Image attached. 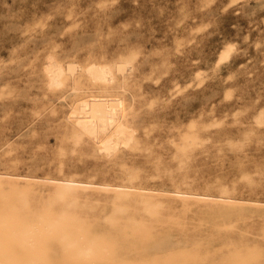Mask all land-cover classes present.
Wrapping results in <instances>:
<instances>
[{
	"label": "rangeland",
	"instance_id": "obj_1",
	"mask_svg": "<svg viewBox=\"0 0 264 264\" xmlns=\"http://www.w3.org/2000/svg\"><path fill=\"white\" fill-rule=\"evenodd\" d=\"M61 189L49 264H264V0H0V207Z\"/></svg>",
	"mask_w": 264,
	"mask_h": 264
},
{
	"label": "clouds",
	"instance_id": "obj_2",
	"mask_svg": "<svg viewBox=\"0 0 264 264\" xmlns=\"http://www.w3.org/2000/svg\"><path fill=\"white\" fill-rule=\"evenodd\" d=\"M74 208L67 189L57 190L38 207L27 201L0 207V248L21 249L26 254L23 264H49V244L74 250L78 227Z\"/></svg>",
	"mask_w": 264,
	"mask_h": 264
},
{
	"label": "bare ground",
	"instance_id": "obj_3",
	"mask_svg": "<svg viewBox=\"0 0 264 264\" xmlns=\"http://www.w3.org/2000/svg\"><path fill=\"white\" fill-rule=\"evenodd\" d=\"M72 67V66H71ZM73 68V67H72ZM59 70V69H58ZM52 71V70H51ZM57 72V71H56ZM96 70H95V74H96ZM60 73V72H59ZM62 73V72H61ZM102 73H103V70H102ZM53 74H54V72H53ZM55 74H57V73H55ZM55 74H54V76H55ZM63 74V73H62ZM94 74V73H93ZM98 74V76L101 74H99V73H97ZM91 75H92V73H91ZM59 76V75H58ZM57 76V77H58ZM104 76V75H103ZM57 77H56V79H57ZM60 78V77H59ZM106 78V77H105ZM104 78V79H105ZM53 79H54V77H53ZM101 79H102V74H101ZM105 82H106V79H105ZM59 83H60V81H59ZM56 85H57V80H56ZM113 104V103H112ZM85 105V104H84ZM116 105V104H115ZM87 107H89V110H87ZM87 107L86 108H84L83 110L85 111L86 110V112H88V113H90L91 114V118H95V119H97L99 122L100 121H102V125H98V123H89V124H83L82 123V125H84V127H85V129H86V131L87 130H89V131H92V133L93 132H97L99 129L101 130H107V129H109L111 126H113L114 125V123H115V118L113 117V115H112V117L110 116L109 118H107V115L109 114V111H108V104L106 103V102H92V103H90V104H88L87 105ZM116 106H114V108H115ZM114 113V112H113ZM114 116H115V114H114ZM82 122H83V120H82ZM80 124V123H79ZM81 125V126H82ZM127 129H126V127H121V128H119V132L116 134V140L114 141V140H110L108 143H107V150L108 151H110V150H112V149H114V147H117V146H119V145H121V144H125V145H127L128 144V141H129V143H131L130 142V140H129V136L126 134V131ZM104 145V144H103ZM134 179H135V176H134ZM69 185H71V184H69ZM79 185V184H78ZM65 187V186H64ZM76 187V186H75ZM67 188V187H66ZM154 209V208H153ZM120 213V212H119ZM122 213V212H121ZM140 223V222H139ZM140 225V224H139ZM82 252V251H81ZM84 252H85V254H89V252H87L86 253V251L84 250ZM79 255H80V252H79ZM78 255V256H79ZM81 256H83V255H81ZM112 256V255H111ZM83 257H85V255L83 256ZM94 257V256H93ZM88 259L89 258H87V261H88ZM91 259H92V255H91ZM89 263L91 262V261H88Z\"/></svg>",
	"mask_w": 264,
	"mask_h": 264
}]
</instances>
